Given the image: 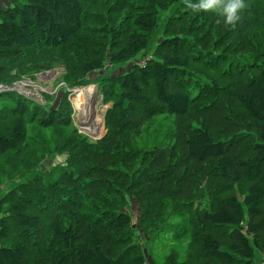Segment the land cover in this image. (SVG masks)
Listing matches in <instances>:
<instances>
[{"label": "trees", "instance_id": "16d2710c", "mask_svg": "<svg viewBox=\"0 0 264 264\" xmlns=\"http://www.w3.org/2000/svg\"><path fill=\"white\" fill-rule=\"evenodd\" d=\"M15 2L0 10V84L66 64L83 85L107 60L151 57L98 78L110 106L96 141L67 96L48 107L0 91V184L24 179L0 197V264H149L130 197L144 236L183 246L162 264H258L264 0H245L234 26L185 0ZM61 154L65 163L34 172Z\"/></svg>", "mask_w": 264, "mask_h": 264}, {"label": "rangeland", "instance_id": "374dc122", "mask_svg": "<svg viewBox=\"0 0 264 264\" xmlns=\"http://www.w3.org/2000/svg\"><path fill=\"white\" fill-rule=\"evenodd\" d=\"M15 3V0H0V10L12 7ZM146 56V58L143 57L141 60H132L125 64H113L110 60H107L106 66L103 70L93 72L89 76L83 78V80L87 79L88 81L83 85L80 84L82 80L81 78H78L75 81V83L78 84L70 83L67 79L69 77L68 66L66 64H60L51 69L35 73L34 75H36V78L34 79L23 76L19 81L15 82L10 87H13V90L17 93L24 95L32 101L48 107L58 105L60 100L64 96H67L74 108L73 118L75 125L81 133L87 135L92 141H96L102 138L107 132L105 114L106 110L110 106V104H105L103 102L98 78L101 76L118 75L128 72L132 69L134 63H140V61L142 62V60L148 58L150 59L151 57L150 54ZM16 71L17 70L14 72ZM5 86V83L0 84V88H4ZM89 90L92 91L88 92ZM88 96L90 99H87ZM77 98L80 99L81 105L84 108H87V111L91 115L96 117L95 121L98 128L94 131V134H90L91 129L89 128H91V122H87L84 118H82L84 108L80 106ZM160 130L161 129H157V132H160ZM66 157V154L47 155L43 160H40L39 162L37 161L38 167L34 170V172L41 169L45 171L51 170L57 164L65 163ZM22 181H24V179L21 178L5 180L0 184V197L17 187ZM129 200L130 203L126 210L133 216V223L137 229V241L141 242L143 245L149 264H154L155 258L158 259V264H162L163 259H165L172 249H183V246L172 240L168 234H159V236L155 239L151 238L149 235L144 236L142 228L139 224L142 214V206L136 198L130 197ZM149 237L151 239L150 242Z\"/></svg>", "mask_w": 264, "mask_h": 264}, {"label": "clouds", "instance_id": "9594fccd", "mask_svg": "<svg viewBox=\"0 0 264 264\" xmlns=\"http://www.w3.org/2000/svg\"><path fill=\"white\" fill-rule=\"evenodd\" d=\"M185 2L194 12L218 14L223 18L226 26H234L240 20L241 12L247 8L245 0H199L196 4H192L188 0Z\"/></svg>", "mask_w": 264, "mask_h": 264}, {"label": "bare ground", "instance_id": "6f19581e", "mask_svg": "<svg viewBox=\"0 0 264 264\" xmlns=\"http://www.w3.org/2000/svg\"><path fill=\"white\" fill-rule=\"evenodd\" d=\"M92 90H89L88 92H91ZM84 96V95H83ZM80 98V97H79ZM79 98H77V101L79 102V104H80V106L82 107V108H84L82 105H81V103H80V99ZM86 99V98H85ZM87 99H90V97L88 96L87 97ZM82 111V110H81ZM91 111V110H90ZM83 116H82V118H84L87 122H91V125H90V127L91 128H89V129H91L90 131V134H94V131H96L97 130V123H96V121H95V118L96 117H94L93 115H91L88 111H87V108H84V112H83V114H82ZM98 122V121H97Z\"/></svg>", "mask_w": 264, "mask_h": 264}, {"label": "built area", "instance_id": "2783aa9c", "mask_svg": "<svg viewBox=\"0 0 264 264\" xmlns=\"http://www.w3.org/2000/svg\"><path fill=\"white\" fill-rule=\"evenodd\" d=\"M146 60H147V59L142 60V64H145V63H146ZM0 89H2V90H0V91L6 90V89H8V90H13V87L5 86L4 88H0Z\"/></svg>", "mask_w": 264, "mask_h": 264}, {"label": "crops", "instance_id": "0c3cea01", "mask_svg": "<svg viewBox=\"0 0 264 264\" xmlns=\"http://www.w3.org/2000/svg\"><path fill=\"white\" fill-rule=\"evenodd\" d=\"M258 264H264V256L258 260Z\"/></svg>", "mask_w": 264, "mask_h": 264}]
</instances>
